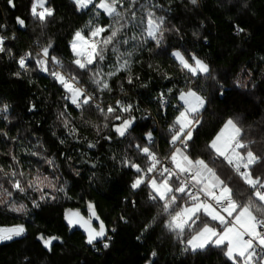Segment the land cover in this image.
Returning <instances> with one entry per match:
<instances>
[{"label":"trees","instance_id":"1","mask_svg":"<svg viewBox=\"0 0 264 264\" xmlns=\"http://www.w3.org/2000/svg\"><path fill=\"white\" fill-rule=\"evenodd\" d=\"M155 2L164 9L156 10L157 14L165 15L167 26L175 25L180 32L179 36L167 34L164 46L169 52L175 48L196 54L209 65L216 79L201 78L187 85L186 74L180 72L174 58L149 53L148 47L155 51L149 42L132 57L133 84L127 83V74L121 71L109 80L111 93H96L104 105H114L119 99L138 108L133 112L136 129L133 135L146 143L143 133L151 130L155 140L152 148L163 156L169 149L168 125L177 114L176 96L188 86L211 101L201 116L203 126L194 133V155L207 157V142L228 117L239 118L251 138H264V0H200L198 8H192L187 0H173L171 4L168 0ZM13 3L15 7L8 0H0V35L7 37L4 47L11 49V55L7 51L0 53V107L6 104L9 108L8 120L0 113V130L14 137L15 142L0 136V153L12 150L25 173L39 169L57 186H63L64 192L52 193L56 199L42 202L39 208L32 207V199H38L37 193L29 192L31 198H28L14 192L7 199L25 204L26 212L22 213L9 211L7 204H0V227L23 224L26 228L24 236L0 243V264H225L223 255L214 246L196 256L181 252L182 246L163 228L166 217L161 209L150 206L148 190H131L135 173L118 163L126 152L142 166L144 160L128 148L126 141L121 142L103 129L102 118H97L95 113L91 116L93 122L101 123V134L97 135L63 99L61 86L47 73L35 69L33 61H29L32 68L28 73H22L19 78L13 75L19 70L17 60L21 55L29 51L35 55L37 41L46 45L51 40L50 54L60 58L65 68L74 67L70 64L69 42L92 13L77 11L72 0H48L55 16L41 34L38 22L30 16L31 0H13ZM17 17L25 20V27L17 24ZM107 22V17H101V23ZM237 25L245 32L237 35ZM164 73L169 79L163 78ZM136 76L140 79L136 80ZM87 80V76L83 77L82 83ZM237 80L246 86L238 87ZM88 87L89 91L93 90L91 85ZM168 89H172L171 94ZM161 93L166 107H160ZM65 107L70 114V127L77 128V136L69 135L57 120V114ZM105 134L112 135V140L105 141L102 138ZM88 143L95 147L89 148ZM32 151L41 156H32ZM42 157L53 160L56 167L50 168ZM10 162L8 156L0 155V165L7 167ZM233 183L240 184L238 180ZM3 184L11 190L6 181ZM86 202L95 204L107 226L108 236L112 237L111 241L105 239L108 248L103 243L86 245L80 233L69 232L62 222L65 208H79L84 213ZM153 216H157L155 223H151ZM149 223L151 227L144 231V225ZM40 233L46 237L59 236L62 243L53 241L52 250L48 251L36 239ZM153 251L155 257L151 255Z\"/></svg>","mask_w":264,"mask_h":264},{"label":"snow or ice","instance_id":"2","mask_svg":"<svg viewBox=\"0 0 264 264\" xmlns=\"http://www.w3.org/2000/svg\"><path fill=\"white\" fill-rule=\"evenodd\" d=\"M172 2L173 0H168L169 4ZM8 3L15 7L13 0H8ZM73 4L77 11L88 10L92 13L84 26L74 32L69 42L72 53L70 64L74 67L65 68L60 58L50 54L53 46L51 40L46 45H40L37 41L38 50L35 55L31 51L21 55L17 60L19 70L13 75L19 78L22 73H28L32 68L29 61H33L35 69L47 73L61 86L65 93L63 99L79 113L84 125L92 127L100 135L102 123L103 129L114 134L121 142L126 141L128 148L141 156L143 166L130 159L127 152L118 163L135 173L130 184L131 190H148L150 206L161 209L166 217L163 228L182 246V253L196 256L214 246L223 255L225 264H264V138H251L239 118L228 117L207 142V157L198 153L194 155V133L198 131V127L203 126L201 116L211 101L188 86L180 89L176 96L179 101L174 106L177 114L168 125L169 138L166 143L169 149L161 158L152 148L155 140L151 130L143 133V141L146 143L133 135L136 131L133 112L139 109L132 103L119 99L114 105H104L102 97H98L96 93H111L109 80L121 71L127 74V83L133 84L132 57L149 42L155 48L154 51L153 47H148L149 53L174 58L180 72L186 74L187 85L193 80H215L216 77L209 65L196 54H186L175 48L169 52L164 46L167 34L175 33L179 36L180 32L175 25L167 26L165 15L157 14V9H164L155 0H73ZM187 4L198 8L200 0H187ZM29 11L32 20L38 22L41 34L55 16L54 9L48 6V0H31ZM101 17H107L108 22L101 23ZM16 22L22 28L26 26L21 17H17ZM244 32V28L236 26L237 35ZM12 38L15 39V36ZM6 39L7 37L0 35V53L7 51L11 55V49L4 47ZM108 52L115 58V64H109V71L104 73L103 65L108 59ZM85 76L88 80L82 83ZM163 78L169 79L168 74L164 73ZM135 79L140 78L136 76ZM88 85L92 86V91H89ZM236 85L246 86L239 80ZM141 86L147 87L146 84ZM219 87L220 95L223 96V85ZM120 91H124L122 85ZM168 93L171 94L172 89H168ZM158 99L160 107H166L163 93ZM8 111V105L0 107L4 120H8ZM93 113L97 118H102L101 123L92 121ZM69 115L65 107L57 114V120L61 121L69 135L77 136V128L70 127ZM0 136L6 141L11 139L15 142V138H10L6 131L0 130ZM102 138L111 141L113 137L105 134ZM88 147L93 148L95 144L88 143ZM30 154L41 156L36 151ZM0 155L8 156L11 161L7 167L0 165V196L4 197L0 198V204H7L9 211L26 212L25 204L7 199L14 192L28 198H31L29 192L37 193L38 199H32L33 208H39L42 202L55 200L56 196L52 193L64 192L63 186H57L49 175L43 174L39 169L25 173L21 161L12 150ZM44 159L50 168L56 167L53 160ZM234 180L240 182L239 186L233 183ZM4 181L10 185L11 190L4 188ZM88 210L87 219L79 211L65 210L64 220L69 229L79 225L84 230L87 244L94 245L99 240L104 248H108L109 243L105 242V238L111 241L112 237L108 236L104 221L90 202ZM93 220L98 221V228L93 226ZM156 221L157 216H153L151 223ZM151 223L144 225V231H148ZM112 231L115 232L116 229L113 228ZM25 232L23 224L0 227V243L22 237ZM36 239L48 251L52 250L50 246L53 241L62 243L59 236L46 237L43 233L37 235ZM151 255L155 257L157 254L153 251Z\"/></svg>","mask_w":264,"mask_h":264},{"label":"water","instance_id":"3","mask_svg":"<svg viewBox=\"0 0 264 264\" xmlns=\"http://www.w3.org/2000/svg\"><path fill=\"white\" fill-rule=\"evenodd\" d=\"M88 203H89V202H86L85 205H84V211H85L84 213H83L82 210L79 209V208H70V207L65 208V209L63 210V212H62V222H63L64 226L68 229L69 232L76 231V232L80 233V235L84 238V243H85L86 245H88V246H91V245H89V244L86 243V237H87V234L84 232V230H83L82 228L79 227V225H74L71 229H69V227H68V225H67V222L64 220V213H65V210L79 211V213H80L85 219H87V218L89 217ZM90 203H92V202H90ZM92 204L94 205L95 211H96L97 215L99 216V214H98V212H97V210H96L95 204H94V203H92ZM85 213H86V214H85ZM99 217H100V216H99ZM101 220H102V219H101ZM92 223H93V226H94V227H97V228H98V221L93 220ZM105 225H106V224H105ZM106 229H107V226H106ZM107 234H108V229H107ZM105 239H106V238H105ZM99 243H101V242L98 240V241H96V242L94 243V245H95V244H99Z\"/></svg>","mask_w":264,"mask_h":264},{"label":"rangeland","instance_id":"4","mask_svg":"<svg viewBox=\"0 0 264 264\" xmlns=\"http://www.w3.org/2000/svg\"><path fill=\"white\" fill-rule=\"evenodd\" d=\"M73 1V0H72ZM137 7H138V5H137ZM158 10V9H157ZM130 33H129V35H131L132 33H131V31H129ZM71 51V50H70ZM121 51H123V47L121 48ZM72 54V53H71ZM107 56H108V59L106 60V62L104 63V65H103V72L104 73H107L108 71H109V68H108V65L109 64H115V58L113 57V55H112V53L111 52H108V54H107ZM104 78L105 79H108V77L107 76H104ZM177 102L179 103V101H178V99H177ZM163 156V155H162Z\"/></svg>","mask_w":264,"mask_h":264},{"label":"built area","instance_id":"5","mask_svg":"<svg viewBox=\"0 0 264 264\" xmlns=\"http://www.w3.org/2000/svg\"><path fill=\"white\" fill-rule=\"evenodd\" d=\"M161 156V158H163L164 156H162V155H160Z\"/></svg>","mask_w":264,"mask_h":264},{"label":"flooded vegetation","instance_id":"6","mask_svg":"<svg viewBox=\"0 0 264 264\" xmlns=\"http://www.w3.org/2000/svg\"><path fill=\"white\" fill-rule=\"evenodd\" d=\"M86 214V213H85Z\"/></svg>","mask_w":264,"mask_h":264}]
</instances>
